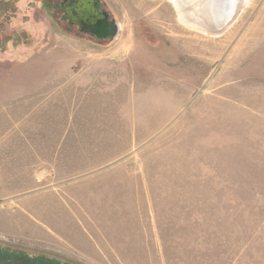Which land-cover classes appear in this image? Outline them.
Masks as SVG:
<instances>
[{
  "label": "rangeland",
  "instance_id": "rangeland-1",
  "mask_svg": "<svg viewBox=\"0 0 264 264\" xmlns=\"http://www.w3.org/2000/svg\"><path fill=\"white\" fill-rule=\"evenodd\" d=\"M66 1L0 0V245L35 264H264V0L217 35L170 0H98L108 39Z\"/></svg>",
  "mask_w": 264,
  "mask_h": 264
},
{
  "label": "flooded vegetation",
  "instance_id": "flooded-vegetation-1",
  "mask_svg": "<svg viewBox=\"0 0 264 264\" xmlns=\"http://www.w3.org/2000/svg\"><path fill=\"white\" fill-rule=\"evenodd\" d=\"M61 10L70 24L77 25L82 32L94 38L108 39L118 28L109 14L100 8L98 0H67L62 4ZM39 258L43 259L44 264H64L56 255ZM31 260L30 253L22 255L10 252L8 248L0 245V264H35L30 263Z\"/></svg>",
  "mask_w": 264,
  "mask_h": 264
},
{
  "label": "bare ground",
  "instance_id": "bare-ground-1",
  "mask_svg": "<svg viewBox=\"0 0 264 264\" xmlns=\"http://www.w3.org/2000/svg\"><path fill=\"white\" fill-rule=\"evenodd\" d=\"M170 1L177 8L180 20L187 26L215 35L220 34L231 21L237 18L239 14L237 4L243 3L241 0Z\"/></svg>",
  "mask_w": 264,
  "mask_h": 264
},
{
  "label": "crops",
  "instance_id": "crops-1",
  "mask_svg": "<svg viewBox=\"0 0 264 264\" xmlns=\"http://www.w3.org/2000/svg\"><path fill=\"white\" fill-rule=\"evenodd\" d=\"M45 173V172H41L40 176L39 177H42V174Z\"/></svg>",
  "mask_w": 264,
  "mask_h": 264
}]
</instances>
